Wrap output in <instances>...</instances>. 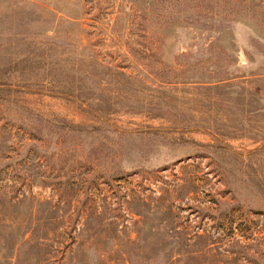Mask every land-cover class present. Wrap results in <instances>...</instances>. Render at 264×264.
I'll use <instances>...</instances> for the list:
<instances>
[{
	"label": "rangeland",
	"instance_id": "obj_1",
	"mask_svg": "<svg viewBox=\"0 0 264 264\" xmlns=\"http://www.w3.org/2000/svg\"><path fill=\"white\" fill-rule=\"evenodd\" d=\"M0 264H264V0H0Z\"/></svg>",
	"mask_w": 264,
	"mask_h": 264
}]
</instances>
